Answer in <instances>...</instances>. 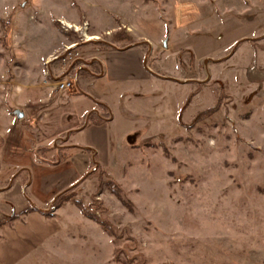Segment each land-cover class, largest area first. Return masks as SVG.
I'll return each instance as SVG.
<instances>
[{"label":"rangeland","instance_id":"374dc122","mask_svg":"<svg viewBox=\"0 0 264 264\" xmlns=\"http://www.w3.org/2000/svg\"><path fill=\"white\" fill-rule=\"evenodd\" d=\"M117 48L152 75L99 82L110 150L49 209L55 235L8 264H264V0H0V102L74 91ZM64 135L37 154L67 157Z\"/></svg>","mask_w":264,"mask_h":264},{"label":"crops","instance_id":"0c3cea01","mask_svg":"<svg viewBox=\"0 0 264 264\" xmlns=\"http://www.w3.org/2000/svg\"><path fill=\"white\" fill-rule=\"evenodd\" d=\"M67 45H53L46 60L62 48H69ZM91 60L104 74L99 79L95 74L90 79H76L74 91L56 92L53 83L41 84L32 91L28 84H19L12 101L0 102V251H8L5 264L16 261L15 255L26 251L25 246L55 235L56 219L44 212H50L62 194L80 185L94 160L103 164L110 150L113 122L87 124L90 113L101 117L100 105L110 109L101 97L99 82L113 85L145 80L152 75L144 69L145 56L138 49L117 48ZM38 90L41 94L36 97ZM61 135L65 142L61 149L67 157L54 161L57 150L48 152L46 157L37 154ZM32 207L36 211L27 213ZM63 209H56L54 215ZM12 215L18 219L1 227Z\"/></svg>","mask_w":264,"mask_h":264},{"label":"trees","instance_id":"16d2710c","mask_svg":"<svg viewBox=\"0 0 264 264\" xmlns=\"http://www.w3.org/2000/svg\"><path fill=\"white\" fill-rule=\"evenodd\" d=\"M81 73H83V74H86V75H88L87 74V72L85 71V70H82L81 71ZM103 109H106L107 110V107H105V106H103V105H100ZM215 110H210V111H207L206 113H205V115L206 114H211V113H213ZM88 119H89V122L90 123H92V124H95V125H99V124H102L103 123V118L102 117H100V116H98V114H96V113H90L89 115H88ZM94 119H96V120H94ZM98 120V121H97ZM1 143H2V141H1V139H0V145H1ZM66 160V159H65ZM94 166L96 165V160H94ZM56 163H58V162H56ZM88 177V175H85V179ZM117 191V189L115 190V192ZM70 191H68V192H65L64 194H62L59 198H58V200H57V203L58 202H65V201H67V200H69L68 198H69V196L67 195L68 193H69ZM117 196H118V198L122 201V196H121V194H120V192H119V189H118V191H117V193H115ZM56 203V204H57ZM58 204H60V203H58ZM75 204H76V206L83 212V213H85V208H84V205H83V203L81 202V201H76L75 202ZM126 204V203H125ZM60 207V205H57V207L56 208H59ZM34 211H36V209L34 208V207H32L27 213H30V212H34ZM44 214H47V215H49L50 216V213H46V212H44ZM18 219V216H16V215H12L11 217H9L5 222H3L2 224H1V227H3V226H5L6 224H8V223H12V222H14L15 220H17Z\"/></svg>","mask_w":264,"mask_h":264},{"label":"built area","instance_id":"2783aa9c","mask_svg":"<svg viewBox=\"0 0 264 264\" xmlns=\"http://www.w3.org/2000/svg\"><path fill=\"white\" fill-rule=\"evenodd\" d=\"M61 25H62V29L65 31V32H69V31H74L75 33L77 34H81L82 37H85L86 38V32H87V26L85 27H80V28H77V26H74L72 24H69L67 22H64L62 21L61 22ZM57 86H56V89L59 90V91H69L73 88V82L71 81H67V80H64V81H57Z\"/></svg>","mask_w":264,"mask_h":264},{"label":"water","instance_id":"95a60500","mask_svg":"<svg viewBox=\"0 0 264 264\" xmlns=\"http://www.w3.org/2000/svg\"><path fill=\"white\" fill-rule=\"evenodd\" d=\"M73 68H74V66H72V67L70 68V71H71Z\"/></svg>","mask_w":264,"mask_h":264},{"label":"bare ground","instance_id":"6f19581e","mask_svg":"<svg viewBox=\"0 0 264 264\" xmlns=\"http://www.w3.org/2000/svg\"><path fill=\"white\" fill-rule=\"evenodd\" d=\"M91 38L90 37H88V40H90Z\"/></svg>","mask_w":264,"mask_h":264}]
</instances>
